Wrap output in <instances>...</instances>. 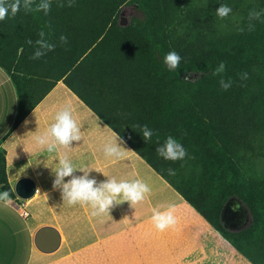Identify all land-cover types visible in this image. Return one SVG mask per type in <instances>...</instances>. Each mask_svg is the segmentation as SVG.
<instances>
[{
    "label": "trees",
    "instance_id": "trees-1",
    "mask_svg": "<svg viewBox=\"0 0 264 264\" xmlns=\"http://www.w3.org/2000/svg\"><path fill=\"white\" fill-rule=\"evenodd\" d=\"M42 2L26 11L21 0L0 20V67L18 99L13 126L60 80L234 249L264 264V166L256 162L264 155V0H48L47 13L36 10ZM221 4L231 8L224 18ZM123 5L133 15L119 25ZM41 32L55 48L34 59ZM170 51L182 58L177 70L164 61ZM138 125L152 130L150 141ZM169 136L186 149L183 159L158 154ZM0 188L10 193L2 148ZM232 195L249 214L237 230L220 217Z\"/></svg>",
    "mask_w": 264,
    "mask_h": 264
},
{
    "label": "crops",
    "instance_id": "crops-1",
    "mask_svg": "<svg viewBox=\"0 0 264 264\" xmlns=\"http://www.w3.org/2000/svg\"><path fill=\"white\" fill-rule=\"evenodd\" d=\"M68 104L82 137L57 151L66 153L77 166L100 168L107 177L94 170L89 173L97 182L108 178L145 181L151 193L144 201L116 205L110 217H93L90 207L63 201L60 189L53 187L56 153L39 147L34 136L46 131L55 114ZM17 106L9 72L0 67V148L11 197L9 202L0 201V264H252L125 142L121 145L128 149L125 158L113 162L106 157L103 146L113 139V130L60 80L13 126ZM21 177L34 183V192L27 198L13 192ZM169 205L175 207L177 222L160 232L151 222L152 209ZM231 210L238 213L243 208L232 207L229 197L220 217L225 228L237 229L241 219L231 221ZM41 227H52L59 235L51 251L34 245L33 236Z\"/></svg>",
    "mask_w": 264,
    "mask_h": 264
},
{
    "label": "clouds",
    "instance_id": "clouds-1",
    "mask_svg": "<svg viewBox=\"0 0 264 264\" xmlns=\"http://www.w3.org/2000/svg\"><path fill=\"white\" fill-rule=\"evenodd\" d=\"M69 6H71V0ZM20 8L21 0H13L10 4H7L5 0H0V20H4L9 15V9L11 15L15 16L20 11ZM23 8L26 11L31 10L32 0H23ZM49 9L50 3L48 0H43L36 10H43L47 13ZM216 12L220 18H224L231 12V8L221 4L216 9ZM260 14V12L253 11L250 13V19H258ZM44 35L41 32V39L36 41L39 47L34 53V59L45 55L46 52L55 48L54 44H50L43 39ZM60 39L61 42L67 43L66 37L61 36ZM28 43L31 44L32 42L28 41ZM181 59V56L176 51H170L164 57V61L170 70H177ZM224 68L225 65L221 63L213 74L217 75L223 72ZM244 78H247L246 73ZM221 86L226 90L231 86V83L221 80ZM73 111L71 104L66 105L55 114L54 122L50 124L46 131L34 136V141L39 147L46 148L48 153H56L55 159L58 161V166L52 168L55 173L53 187L60 189L63 201H66L70 206L79 204L82 207H90L91 216L93 217L104 214L110 217V210L116 205L124 202L134 205L144 201L146 196L151 193V187L145 181L141 179L117 181L115 178H108L105 181L97 182L89 173L94 170L107 177V174L100 168L77 166L72 163L66 153L57 151L59 148L68 149L71 147L72 142L81 140V126L74 119ZM137 127L142 128V137L145 142L150 141L153 135L152 130L147 125H138ZM123 143V138L113 131V139L103 146L104 155L113 158V162L125 158L128 149L126 150L121 146ZM157 152L164 159L171 161L183 159L187 154L183 145L171 136L165 140L162 146L157 148ZM45 167L49 166L45 164ZM77 171L83 174L77 176L75 175ZM169 172L174 174L172 169H169ZM65 177L71 178L65 181ZM10 199L8 191L0 192V201L9 202ZM174 212L175 207L173 205H169L164 210L153 208L151 222L158 231L163 232L175 226L177 221Z\"/></svg>",
    "mask_w": 264,
    "mask_h": 264
},
{
    "label": "water",
    "instance_id": "water-1",
    "mask_svg": "<svg viewBox=\"0 0 264 264\" xmlns=\"http://www.w3.org/2000/svg\"><path fill=\"white\" fill-rule=\"evenodd\" d=\"M118 24L124 25L125 22L119 19ZM13 192L19 198H27L34 192V183L28 177H21L15 182ZM33 242L37 249L48 252L58 245L59 235L52 227H41L36 230Z\"/></svg>",
    "mask_w": 264,
    "mask_h": 264
},
{
    "label": "rangeland",
    "instance_id": "rangeland-1",
    "mask_svg": "<svg viewBox=\"0 0 264 264\" xmlns=\"http://www.w3.org/2000/svg\"><path fill=\"white\" fill-rule=\"evenodd\" d=\"M131 15H133V8L131 5H123L120 8L119 19H122V21L125 22V24L128 22V19ZM256 162L259 164V166H264V155L262 157L256 158ZM230 197H231L232 207H238L240 205L243 208V211L242 212L239 211L238 213H232V210H231V221L236 220V218L241 219V222H239V225L237 226L238 227L237 229H240L247 224V222L249 220V214H248L246 208L244 207L243 203L241 202V200L237 196L232 195ZM226 213H227V211H226ZM233 229L237 230L235 228H231V230H233Z\"/></svg>",
    "mask_w": 264,
    "mask_h": 264
}]
</instances>
